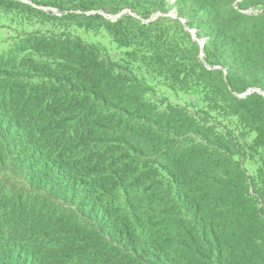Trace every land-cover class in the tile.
Wrapping results in <instances>:
<instances>
[{
  "label": "trees",
  "instance_id": "16d2710c",
  "mask_svg": "<svg viewBox=\"0 0 264 264\" xmlns=\"http://www.w3.org/2000/svg\"><path fill=\"white\" fill-rule=\"evenodd\" d=\"M0 11V264H264V0Z\"/></svg>",
  "mask_w": 264,
  "mask_h": 264
},
{
  "label": "rangeland",
  "instance_id": "374dc122",
  "mask_svg": "<svg viewBox=\"0 0 264 264\" xmlns=\"http://www.w3.org/2000/svg\"><path fill=\"white\" fill-rule=\"evenodd\" d=\"M46 25L40 24L38 22H31L22 19L18 15L7 14L0 11V50H6L9 45V39L16 35L22 30H31L37 28H45ZM73 32L81 35L87 40L100 42L106 45L111 53L115 56H119L122 49L118 48L116 43L111 39L110 35L106 32L100 31L99 33L87 32L80 28H73ZM157 95H165L170 97L174 102H179L182 104H195L197 106H203V102L199 95L193 92H176L170 90L161 85H156Z\"/></svg>",
  "mask_w": 264,
  "mask_h": 264
}]
</instances>
